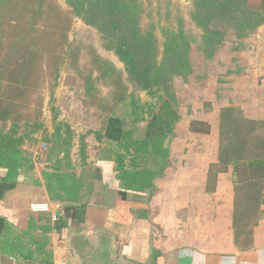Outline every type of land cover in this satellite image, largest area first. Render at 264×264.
<instances>
[{
    "label": "trees",
    "instance_id": "16d2710c",
    "mask_svg": "<svg viewBox=\"0 0 264 264\" xmlns=\"http://www.w3.org/2000/svg\"><path fill=\"white\" fill-rule=\"evenodd\" d=\"M64 1L86 25L96 29L102 47L122 64L120 71L110 60L92 53L98 79L108 82L112 91L110 96L100 95L91 74L85 76L86 103L101 112L102 124L80 135L81 166L86 164V136L93 133L98 141L114 142L120 196L126 199L127 190L151 193L156 172L138 166L134 154L167 155L165 139L181 117L174 80H186L192 74L190 51L195 39L179 18L174 27H159L160 40L154 23L146 27L141 24L145 10L142 0ZM191 4L190 18L201 30L198 50L207 59L214 56L229 32L242 39L264 24V0H191ZM46 6L47 0H0V121L10 123L8 128H0V168L5 170L0 174V198L15 187L21 171L34 167L32 156L23 146L27 142L35 143L34 134L40 131V143L46 150V166L41 175L49 198L75 203L64 207V211L72 218L81 219L85 205L81 176L76 173L72 160L74 130L67 121L58 119L53 109L50 132L39 120L32 123L23 120L21 112L35 68L36 49L31 35L37 32L36 24L46 14ZM70 51L75 59L77 49ZM138 91L155 99L154 104L146 105L149 119L140 138L134 137L133 129L127 128L124 120L114 114L117 104L126 102ZM204 105L210 107L212 102L205 100ZM189 117V130L210 131L207 120L192 114ZM230 165L234 177V242L241 249H247L252 244L253 226L261 216L264 202V119L249 117L232 103L221 106L218 111V154L217 161L208 169V191L214 190L218 174L226 172ZM61 226L63 223L55 224L54 229L59 230Z\"/></svg>",
    "mask_w": 264,
    "mask_h": 264
},
{
    "label": "crops",
    "instance_id": "0c3cea01",
    "mask_svg": "<svg viewBox=\"0 0 264 264\" xmlns=\"http://www.w3.org/2000/svg\"><path fill=\"white\" fill-rule=\"evenodd\" d=\"M257 69L262 76H257L263 86L257 92L263 113L256 116L250 111L257 102L254 90H250L248 104L236 105L245 115L264 119V70ZM146 100L141 104H149ZM229 103H212L210 111L190 113L210 123L208 133L189 130L190 115L180 112V121L165 139L167 155L135 153L138 166L156 172L154 189L151 193L127 190L126 199L120 196L114 142L98 141L89 133L93 137H86L85 166H81L78 146L72 153L82 181L85 207L81 219L64 211L75 203L49 198L41 175L46 166L44 146L39 143L41 153L29 151L34 167L21 171L15 187L0 198V264H264V202L253 226L252 244L241 249L234 242L232 228L231 165L218 174L214 190L206 189L209 166L217 161L218 111ZM9 125L0 121V128ZM144 131L145 126L133 135L140 138ZM4 171L0 168V174ZM61 223L55 230L54 225Z\"/></svg>",
    "mask_w": 264,
    "mask_h": 264
},
{
    "label": "rangeland",
    "instance_id": "374dc122",
    "mask_svg": "<svg viewBox=\"0 0 264 264\" xmlns=\"http://www.w3.org/2000/svg\"><path fill=\"white\" fill-rule=\"evenodd\" d=\"M142 1L145 10L141 24L146 27L150 22L154 23L160 40L159 27L161 25L174 27L179 18L183 20L186 31L195 39L190 51L192 74L186 80L182 78L174 80L175 88L180 93L179 111L183 116L196 110L201 112L211 108L213 104L208 107L204 105L205 100L216 104L230 102L245 105L248 104L250 90L262 91L263 86L258 79L262 76H258L259 72H256V69L258 66L261 73L262 69L264 70V24L257 28L259 30L256 29L254 33L242 39L229 32L214 56L207 59L198 50L201 30L190 18L191 0ZM46 7V14L36 24L37 32L31 35L36 49L35 68L33 82L23 98L21 112L23 120L25 118L31 123L39 120L50 132L53 129V112L57 111L58 119L68 120L74 130L73 153L74 147L79 148L80 135L98 129L102 124L101 112L86 103L88 98L85 94V76L91 74L100 95L110 96L112 91V86H109L108 82L98 79L99 72L93 62L92 53L95 52L102 58L110 60L120 71L122 64L112 52L102 47L96 29L86 25L76 16L64 0H47ZM257 33L260 34L259 37H256ZM71 48L77 49L75 59ZM133 95L126 102L117 104L114 114L123 117L126 127H133V134L138 135L143 132L146 125L145 117H148L149 107L141 103L148 97L144 91L135 92ZM256 99L257 102L250 111L260 116L263 113L260 92H257ZM146 101L150 105L155 99ZM34 137L35 143H25L28 145L26 150L41 153L39 143L42 140V133L38 131ZM92 145L95 148L96 145L93 143ZM208 149L206 147V153ZM43 150L45 153L44 147Z\"/></svg>",
    "mask_w": 264,
    "mask_h": 264
},
{
    "label": "built area",
    "instance_id": "2783aa9c",
    "mask_svg": "<svg viewBox=\"0 0 264 264\" xmlns=\"http://www.w3.org/2000/svg\"><path fill=\"white\" fill-rule=\"evenodd\" d=\"M32 209H34V210H35V209H37V208H36L35 206H33V207H32ZM51 218H52V220H55V219H56V216H55V215H52V217H51Z\"/></svg>",
    "mask_w": 264,
    "mask_h": 264
},
{
    "label": "water",
    "instance_id": "95a60500",
    "mask_svg": "<svg viewBox=\"0 0 264 264\" xmlns=\"http://www.w3.org/2000/svg\"><path fill=\"white\" fill-rule=\"evenodd\" d=\"M63 203L64 204H70V203H72V202H70V201H63ZM102 264H104V263H102ZM106 264V263H105Z\"/></svg>",
    "mask_w": 264,
    "mask_h": 264
}]
</instances>
